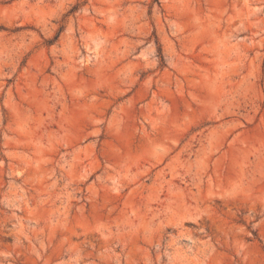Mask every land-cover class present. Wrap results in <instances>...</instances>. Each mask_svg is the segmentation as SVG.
I'll list each match as a JSON object with an SVG mask.
<instances>
[{"label":"rangeland","instance_id":"1","mask_svg":"<svg viewBox=\"0 0 264 264\" xmlns=\"http://www.w3.org/2000/svg\"><path fill=\"white\" fill-rule=\"evenodd\" d=\"M0 264H264V0H0Z\"/></svg>","mask_w":264,"mask_h":264}]
</instances>
